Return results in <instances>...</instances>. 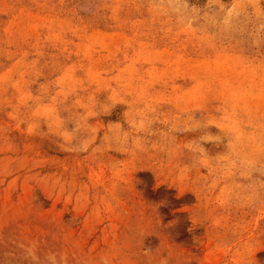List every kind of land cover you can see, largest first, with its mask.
<instances>
[{
  "label": "rangeland",
  "instance_id": "374dc122",
  "mask_svg": "<svg viewBox=\"0 0 264 264\" xmlns=\"http://www.w3.org/2000/svg\"><path fill=\"white\" fill-rule=\"evenodd\" d=\"M0 264H264V0H0Z\"/></svg>",
  "mask_w": 264,
  "mask_h": 264
}]
</instances>
